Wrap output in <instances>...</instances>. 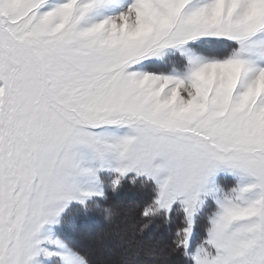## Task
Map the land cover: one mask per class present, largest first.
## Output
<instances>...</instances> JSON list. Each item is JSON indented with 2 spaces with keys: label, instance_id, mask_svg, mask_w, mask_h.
I'll return each mask as SVG.
<instances>
[{
  "label": "snow or ice",
  "instance_id": "6c2138e0",
  "mask_svg": "<svg viewBox=\"0 0 264 264\" xmlns=\"http://www.w3.org/2000/svg\"><path fill=\"white\" fill-rule=\"evenodd\" d=\"M93 211L120 264H264V0H0V264H93Z\"/></svg>",
  "mask_w": 264,
  "mask_h": 264
},
{
  "label": "trees",
  "instance_id": "16d2710c",
  "mask_svg": "<svg viewBox=\"0 0 264 264\" xmlns=\"http://www.w3.org/2000/svg\"><path fill=\"white\" fill-rule=\"evenodd\" d=\"M124 191L122 193H120L118 195L117 198L120 199V195H129L131 192H135L134 196H131L129 199L130 200H138V199H141L142 196H143V193H141V191L137 188H134V187H131V186H126L124 189ZM116 198V199H117ZM134 198V199H133ZM116 199H114L113 201H110L109 203H118L120 201H117ZM123 201V200H121ZM98 214V216H96ZM97 214H93V215H86V216H83V215H79L77 214L76 217L74 218V221L77 223L74 230L71 231L72 232V236L73 238L71 239L80 249H82L84 252L88 253L93 264H97V263H101V264H112V263H102L101 261H98V260H95L91 257V253H94L96 248H94V250H90V252L87 250L89 246H91L94 242H96V240H100V238L103 239V237L105 238V236L103 235H100L98 233H101V231H108L106 232V235L109 236V234L111 235L112 233H110V230L112 229V226H110L106 221H105V218H104V215L100 214L97 212ZM102 217V218H101ZM117 222H119L117 220ZM94 225V227H93ZM96 227H98L96 230H98V232H95L94 234H92L91 238L90 239H87V240H80V237L81 236H84V233L83 231H86V230H94ZM100 230V231H99ZM152 233H154L153 235L155 236L156 234V237H162L164 235V229L162 227H157L156 225H153L148 231H146L144 233V237L143 238H139L137 239L138 242H146V238L150 235L152 236ZM151 240L148 239V243H150L151 241H153L152 237H150ZM94 251V252H93ZM176 259L174 260V262H176ZM159 262H157L158 264ZM116 264H120V263H116Z\"/></svg>",
  "mask_w": 264,
  "mask_h": 264
},
{
  "label": "rangeland",
  "instance_id": "374dc122",
  "mask_svg": "<svg viewBox=\"0 0 264 264\" xmlns=\"http://www.w3.org/2000/svg\"><path fill=\"white\" fill-rule=\"evenodd\" d=\"M124 190L121 191V193L123 192ZM135 192H131L129 195H120V199L119 198H115L117 201H120V202H127V201H131L129 198L131 196H134ZM134 199V198H133ZM123 200V201H121ZM100 213L101 215L103 214L101 211H93V212H90L89 215H93V214H97ZM98 216V214L96 215ZM76 217V216H75ZM99 217V216H98ZM102 218V217H101ZM129 224H134L136 223V220L134 218V216H130L129 217ZM76 222L73 221V224L71 226L68 227V229L66 230L67 231V235L69 236L70 239L73 238V236L71 235L72 232L76 226ZM94 227V225H93ZM98 227H96L94 230H86V231H83L84 233V236H81L80 237V240H87V239H90L92 234H94L95 232H98V230H96ZM95 231V232H94ZM100 231V230H99ZM109 231V230H108ZM106 230L104 231H101V233H98L100 235H104L105 238L103 237L100 238V240H96V242H94L91 246L88 247V251L90 252V250H94V248H96L95 252L94 253H91V257L95 260H98V261H101L102 263H112V264H116V263H120V255L118 254V252L114 251V242L116 241V239L118 238L116 235H115V232H116V229L112 226V229L110 230V233H112L111 235L109 234L110 237H108V235H106V232H108ZM154 233H152V236H148L146 238V240L148 241L151 240L150 237H152L153 241L158 239L159 237H156V234L155 236L153 235ZM145 235H137L135 237V239H139V238H143ZM121 238L124 239V240H128L131 238L130 236V232L129 233H121ZM141 242L143 243L145 246L151 244L153 241H151L150 243L148 242ZM175 258H172L170 257L169 258V261H170V264H176V262H174ZM97 264H101V263H97ZM159 264V263H158Z\"/></svg>",
  "mask_w": 264,
  "mask_h": 264
}]
</instances>
